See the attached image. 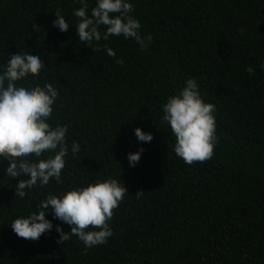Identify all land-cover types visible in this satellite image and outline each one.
I'll return each mask as SVG.
<instances>
[{
  "label": "trees",
  "instance_id": "trees-1",
  "mask_svg": "<svg viewBox=\"0 0 264 264\" xmlns=\"http://www.w3.org/2000/svg\"><path fill=\"white\" fill-rule=\"evenodd\" d=\"M87 2L90 15L96 0ZM128 2L141 35L153 39L146 51L122 35L93 42L113 49L109 57L79 41V0H0V73L17 52L43 54L44 70L18 86L58 89L48 122L68 126L69 146L62 183L38 184L23 198L15 195L19 178L7 176L0 161V264H264V0ZM57 9L67 32L52 26ZM191 78L215 105L217 142L210 160L188 165L174 152L162 105ZM136 128L153 140L139 142ZM73 142L80 145L75 158ZM140 148L130 167L127 155ZM109 178L128 195L113 210L106 244L85 250L75 236L58 244L55 226L71 229L51 212L54 227L38 241L12 231L47 195Z\"/></svg>",
  "mask_w": 264,
  "mask_h": 264
},
{
  "label": "clouds",
  "instance_id": "clouds-1",
  "mask_svg": "<svg viewBox=\"0 0 264 264\" xmlns=\"http://www.w3.org/2000/svg\"><path fill=\"white\" fill-rule=\"evenodd\" d=\"M81 7L74 11L78 18L76 33L79 41L90 47L93 42L99 44L107 41L111 36L131 38L146 51L152 41V35H141V24L131 13L134 7L128 0H96L91 9L87 0H79ZM56 19L52 26L60 32H67L70 27L62 10L54 13ZM105 31L101 32V27ZM35 27L39 28L35 25ZM92 51L106 50L109 57H115L113 49L104 45L103 48H91ZM42 55L28 53L8 57L7 65L0 73V161H6L8 167L6 175L19 178L15 195L23 198L25 189H32L38 184L44 187L50 180L62 183L61 174L66 165L69 146L66 142L67 125L57 124L53 127L48 121L53 114L59 92L51 83L43 87L18 86V82L26 80L28 76L36 77L44 70ZM123 64L122 60H116ZM264 70V64L261 65ZM249 74L255 70L251 66L245 69ZM162 122H166L176 138L174 152L176 156L191 165L194 162H205L214 155L217 142L215 105L205 103L201 98L197 81L187 79L185 86L174 95L167 98L162 105ZM139 142L149 143L153 140L150 133L140 128L134 129ZM80 151V145L73 142L71 153L73 158ZM144 149L127 155L130 167H134L141 159ZM54 153L48 158H41L45 153ZM31 157H35L33 160ZM27 176V179L21 178ZM128 195L126 187L120 180L107 179L103 182L89 183L86 187H76L61 196L47 195L39 206L27 218L15 219L10 227L18 238L27 241H38L39 238L53 229L51 221L46 215L51 212L54 219L67 224L71 231L64 232L59 225L55 231L59 234L58 244L71 240L73 236L83 242L85 250L106 244L113 235L109 221L113 210L116 209L124 197ZM143 191L136 194L139 199ZM49 209H51L49 211ZM98 230H88V229Z\"/></svg>",
  "mask_w": 264,
  "mask_h": 264
}]
</instances>
